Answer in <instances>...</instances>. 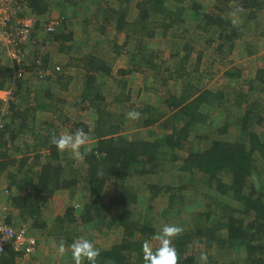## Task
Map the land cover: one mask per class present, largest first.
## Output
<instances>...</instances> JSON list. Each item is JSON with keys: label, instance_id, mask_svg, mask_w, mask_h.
I'll use <instances>...</instances> for the list:
<instances>
[{"label": "trees", "instance_id": "trees-1", "mask_svg": "<svg viewBox=\"0 0 264 264\" xmlns=\"http://www.w3.org/2000/svg\"><path fill=\"white\" fill-rule=\"evenodd\" d=\"M24 1L32 14L56 19L58 24L55 31L46 32L40 21L36 23L30 41L23 45L26 54L33 55L28 64L0 57V90L10 91L7 101L0 99V177L10 188L5 203L8 222L33 235L46 236L50 229L44 215L47 204L58 192L73 194L82 184L93 200L78 211L68 207L63 216L55 215L49 235L67 247L77 236L72 230H62L65 224L115 227L122 230L121 238L109 246H97V264H144L142 244L169 223L163 216L172 209L180 214L190 209L183 203L188 186L183 182L165 184L161 179L197 171L208 190L238 206L208 196L204 209H190L192 216L185 220L193 224L192 229L172 241L178 264H202L195 256L194 251L200 248L197 244L205 248L207 264H264V100L255 98L258 91H264V67L245 78L242 65L234 64L221 76L227 85L242 81L247 88L214 92L200 84L201 78L193 77L201 52L197 51L199 61L194 70L188 71L195 50L192 44L184 42V54L179 50L171 54L178 57L174 67L168 59L158 61L157 51L144 43L155 37L171 42L197 30L209 35L207 45L216 42L217 54L229 55L238 44L247 50L251 42H239L242 26L225 13L239 9L247 22L258 21L261 15L262 24L264 0H213L211 6L203 0H115L105 7L99 0H81L90 1L95 9L83 18L92 29L78 46L74 20L79 14L66 11L69 5L75 8V0ZM232 1H236L233 7ZM120 34L126 38L123 44L117 42ZM128 41L133 43L125 51L127 61L118 66ZM108 46L112 49L105 53ZM53 53L67 61L52 68ZM20 68L23 72L18 75ZM72 71L78 73V85L73 83L76 76ZM140 75L144 86L134 89L130 82ZM150 85L160 92L158 102L141 99ZM213 100L219 106L246 103V107L243 114L199 134L197 125L207 118L203 106ZM73 106L82 113L69 116L68 109ZM86 111L91 118L83 115ZM130 111L140 113L134 129L127 125ZM44 114L53 117L44 118ZM77 129L89 137L86 147L90 151L83 159L58 152L51 144L54 133ZM153 132L158 133L157 138H151ZM195 139L208 144L196 149ZM134 176L158 179L145 189L153 197L168 195V207L160 218L164 224L136 211L138 190L143 186L127 183ZM254 178H263L260 186ZM111 211L117 214L108 220ZM211 250L221 256L215 257ZM21 257V253L5 249L0 264H17Z\"/></svg>", "mask_w": 264, "mask_h": 264}, {"label": "rangeland", "instance_id": "rangeland-1", "mask_svg": "<svg viewBox=\"0 0 264 264\" xmlns=\"http://www.w3.org/2000/svg\"><path fill=\"white\" fill-rule=\"evenodd\" d=\"M52 3H56L59 0H49ZM106 3L104 4V7L109 5H113L115 3V0H99V2ZM77 2V5L74 7L67 6L66 11L68 12V15H72L75 11L79 14H77V18L74 20L75 28H76V40H77V46L78 42L84 41L86 38H88V30L92 29V26L86 25L83 22V18L86 16L92 14V12L95 9V5L92 3L90 4V1L83 2L81 0H75ZM74 2V3H75ZM204 4H207L209 6L213 5V0H203ZM236 5V1L230 2V6L233 7ZM100 14L102 15L104 12L100 10ZM233 13H235L233 15ZM226 18H231L234 20V22L238 25H241L243 28L242 38L239 40V42H251V48L249 47L247 50L242 45H237L236 48L233 50L231 54L228 55V53H225L223 55L217 54L214 52L213 45L216 44L214 42L213 44L207 45L206 39L209 37L207 33L200 34L197 30L191 32V34L185 35L183 38L178 35V37L174 38L175 40L170 42V39H162L159 37H155L153 39H145L144 43L150 47L151 49L157 51L159 58L158 61L162 60H169V64L177 65L178 57H171V54H174L175 50H182V46L184 45V42H189L194 47V53L192 55V58L189 60L188 71H193L196 66V63L198 64L197 60V51L201 52V61H199V68L198 71L193 72L194 78H201V85L209 90L217 91V90H225L228 92H239V90H245L247 88L245 83H242V81L239 82V84H229L227 85L226 80L221 76L222 72L227 69L230 66H233L234 64H241L243 67V71L246 74L245 78H249L254 75V72L256 68L264 67V35H260L262 31L264 32V22L260 24L261 15L258 17V21L254 22H247L245 20L244 14H242L239 9L238 11H226L225 13ZM46 18H49L47 16H42L41 19L46 20ZM94 31V30H93ZM92 31V32H93ZM181 30L178 32L180 34ZM97 33V32H96ZM114 34V33H113ZM115 35V34H114ZM98 37V36H97ZM96 40V39H94ZM126 41V38L123 34H120L117 38V42L119 44H123ZM132 41L127 42L126 48L123 49L122 55L119 57L118 66H122L127 59V53L125 52L127 49H129L132 45ZM108 48V49H107ZM28 49V48H27ZM111 50L112 48L106 47L105 53L109 52L108 50ZM248 50H250V54H248ZM27 51V50H26ZM182 52V51H181ZM186 50H184L182 53L184 54ZM27 53V52H26ZM110 54V53H109ZM5 56L3 50L0 49V57L2 58ZM52 59V68L56 65H63L67 60L64 56H58L54 53L51 56ZM33 58L32 54H26L24 57V62L28 64L30 60ZM63 59V60H62ZM171 62V63H170ZM175 67V66H174ZM52 70V69H51ZM72 74L76 76L75 81L73 83L75 85H78V73L76 71H72ZM130 84L133 86L134 89L136 88H143L144 82L142 81L141 75L139 77L132 78ZM73 85V84H72ZM261 89V88H260ZM142 100L149 99L151 102H158V96H160V92L157 93L156 89H153V87L150 85L147 90H144V93L142 94ZM255 98H259L260 100H264V91H258L255 94ZM72 97V96H71ZM254 100V102L259 101ZM253 100V99H252ZM214 101V100H213ZM159 104V103H157ZM246 103H244L241 107H238L235 104H231L228 106H219L218 104L211 103L203 106V112L204 115L207 117L206 120H204V123H200L197 125L198 133L199 134H207L209 130H206L208 127H214L217 124H222L224 119L226 118H236L238 115L243 114V111L245 109ZM77 107V106H76ZM76 107H70L68 109V114L71 117H76L78 114H81L82 111L78 110ZM86 118H91L90 112H85L83 114ZM43 117V116H42ZM52 118V115L44 114V118ZM128 127L130 129H134L137 125V119L132 120L130 119L128 122ZM232 132L235 134V130L232 129ZM158 133H152L151 138H157ZM208 141L203 139H195L194 140V147L196 149H203L206 147ZM71 155L70 152H67ZM264 178V177H263ZM261 178V179H263ZM260 179V180H261ZM158 179L156 177L148 176V177H141V176H134L133 179L129 182H127L130 186H133L135 188H139L140 185H142L143 189L140 191L138 190V205L136 211H140V215H146V216H154L157 220V222H160V224H164V220L161 218V213L168 207V195L166 196H158L153 197L151 193L146 188V184L148 183H154ZM258 178H254V183L256 186L261 185V181ZM162 183H173L174 186L179 185L180 183H184L188 186V190L186 193V197L184 199L185 206L190 209L200 210L204 209L206 204L208 203V196H215L219 197V199L223 200L224 202H230L234 206H238L236 202L230 201L225 197H221L219 194H217L215 191L208 190L206 188L205 181L202 177V174L200 172H192V173H183L178 174L175 176H166L165 178L161 179ZM9 184L8 181L4 177H0V202L5 204L6 198L9 194ZM113 191L110 190V194ZM5 196V197H2ZM217 195V196H216ZM108 196V195H106ZM93 200V195L89 189H87L84 185H79L76 191L71 194L69 191L65 192H58L56 196L54 197L53 202H49L47 204V208L44 211L45 220L47 221L48 225L51 226L54 224V216H63L65 214L68 207H73L76 211H78L83 204L86 202H91ZM190 209L187 210V212L184 213H178L175 209H172V211H169V213L165 217L169 223L167 225H178L183 228L182 233L188 232L190 229H192L193 224L189 221H186L185 218H190L192 215L189 213ZM192 211V210H191ZM188 213V215H187ZM117 214L115 211H111L107 214V219L109 220L113 215ZM179 215V216H178ZM158 216V217H157ZM188 216V217H187ZM159 225V223H158ZM53 228V227H52ZM50 229L47 232V235L42 236L35 234V237L38 240V246L35 249V251L27 257H21L18 259L17 264H70L71 263V252L70 250L65 247L66 251L64 255L59 254L58 252V246L59 242L56 241L54 237L49 235ZM64 231L72 230L73 234L78 237H85L91 241L94 242L95 246H109L121 238V232L122 230L117 229L115 227H109V226H103L101 229H98L97 226H94L93 224H90L85 227H79L74 228L70 224H65L63 227ZM57 232V231H55ZM149 245L151 248L153 247H159L160 242L156 239L149 240ZM200 248H196L194 251L197 256V258L200 257L201 252H205V248L201 245H196ZM216 250V249H213ZM210 253H215L216 256H221L219 252L210 251ZM230 256V254H229ZM232 256V254H231ZM231 259V257H228Z\"/></svg>", "mask_w": 264, "mask_h": 264}, {"label": "built area", "instance_id": "built-area-1", "mask_svg": "<svg viewBox=\"0 0 264 264\" xmlns=\"http://www.w3.org/2000/svg\"><path fill=\"white\" fill-rule=\"evenodd\" d=\"M38 21L46 32L55 31L58 24L56 19L43 20L32 14L24 0H0V49L5 57L17 63L24 61L27 51L23 45L30 41ZM22 72L23 68H20L17 74ZM9 96V90H0L1 100L5 102ZM37 246V238L27 228H15L8 222L7 206L0 202V254L10 249L27 257Z\"/></svg>", "mask_w": 264, "mask_h": 264}, {"label": "clouds", "instance_id": "clouds-1", "mask_svg": "<svg viewBox=\"0 0 264 264\" xmlns=\"http://www.w3.org/2000/svg\"><path fill=\"white\" fill-rule=\"evenodd\" d=\"M235 13H233L234 15ZM140 113L130 111L127 113V118L136 120L139 119ZM88 134L83 129H77L75 132H65L62 134H53L51 144L55 146L58 152H70L75 159H83L84 155L90 151L86 145L88 144ZM84 146V152H81V147ZM183 232V228L178 225H164L159 232L155 233L153 239L160 242L159 247L153 251L147 241L142 244L144 253V264H178L176 248L173 245V238ZM71 252L72 264H97V257L100 255V249L97 248L93 241L78 237L73 242L67 245ZM65 242L61 241L58 246V252L61 255L65 254ZM200 261L202 264H207V254L201 252Z\"/></svg>", "mask_w": 264, "mask_h": 264}, {"label": "crops", "instance_id": "crops-1", "mask_svg": "<svg viewBox=\"0 0 264 264\" xmlns=\"http://www.w3.org/2000/svg\"><path fill=\"white\" fill-rule=\"evenodd\" d=\"M2 197H5V196L2 195ZM5 198L7 199V197H5Z\"/></svg>", "mask_w": 264, "mask_h": 264}]
</instances>
